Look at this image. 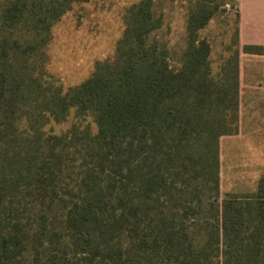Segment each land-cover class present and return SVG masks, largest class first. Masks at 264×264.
<instances>
[{
  "label": "trees",
  "instance_id": "trees-1",
  "mask_svg": "<svg viewBox=\"0 0 264 264\" xmlns=\"http://www.w3.org/2000/svg\"><path fill=\"white\" fill-rule=\"evenodd\" d=\"M88 1L0 0V264H264V173L222 193L239 72L198 34L217 0H194L178 56L155 0L132 3L114 57L64 90L43 49Z\"/></svg>",
  "mask_w": 264,
  "mask_h": 264
},
{
  "label": "rangeland",
  "instance_id": "rangeland-1",
  "mask_svg": "<svg viewBox=\"0 0 264 264\" xmlns=\"http://www.w3.org/2000/svg\"><path fill=\"white\" fill-rule=\"evenodd\" d=\"M137 1L90 0L75 4L48 31L43 49L46 76L67 90L90 77L97 61L112 59L117 41L125 29L124 13ZM217 3V10L198 30L199 36L206 38L212 46L211 59L215 71L226 64L233 67L240 54L237 0H217ZM154 4L157 13H164L165 20L158 34L168 41L169 47L178 56L185 47L188 14L195 1L155 0ZM229 160L228 147H225L221 160L223 195L254 192L260 179L256 181L255 178L253 167L256 165H227Z\"/></svg>",
  "mask_w": 264,
  "mask_h": 264
},
{
  "label": "crops",
  "instance_id": "crops-1",
  "mask_svg": "<svg viewBox=\"0 0 264 264\" xmlns=\"http://www.w3.org/2000/svg\"><path fill=\"white\" fill-rule=\"evenodd\" d=\"M237 11L239 122L220 139L221 160L228 147L227 165H256L258 181L264 173V52L244 47L264 48V0H237Z\"/></svg>",
  "mask_w": 264,
  "mask_h": 264
}]
</instances>
